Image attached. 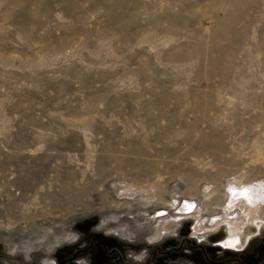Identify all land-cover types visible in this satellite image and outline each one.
Masks as SVG:
<instances>
[{"label":"rangeland","instance_id":"374dc122","mask_svg":"<svg viewBox=\"0 0 264 264\" xmlns=\"http://www.w3.org/2000/svg\"><path fill=\"white\" fill-rule=\"evenodd\" d=\"M258 226L264 0H0V264H264Z\"/></svg>","mask_w":264,"mask_h":264},{"label":"crops","instance_id":"0c3cea01","mask_svg":"<svg viewBox=\"0 0 264 264\" xmlns=\"http://www.w3.org/2000/svg\"><path fill=\"white\" fill-rule=\"evenodd\" d=\"M260 230H261V227L258 226L257 229H256V233H253V235H252L253 237H251V236L247 237V239L245 241L246 242L245 243L246 246H248L249 243H250V241L253 240V241H255V245H256V243H258L257 245H258L259 249H261L260 246L264 248V235H261ZM235 235L236 234H234L232 232L230 237L231 238L233 237L232 239L234 240V239H236ZM237 237H238V234H237ZM43 264H48V263L47 262H44Z\"/></svg>","mask_w":264,"mask_h":264},{"label":"flooded vegetation","instance_id":"af4514ba","mask_svg":"<svg viewBox=\"0 0 264 264\" xmlns=\"http://www.w3.org/2000/svg\"><path fill=\"white\" fill-rule=\"evenodd\" d=\"M184 204H186V203H184ZM183 204V208L184 207H186L187 205H184ZM183 212H185V213H183V214H187V210H183ZM240 236V235H239ZM213 238H217L216 240H214V241H216V242H219V241H221V240H223L224 238H225V236H223V234H218V235H216V237H213ZM233 238V237H232ZM232 238H230V240L232 239ZM237 239H238V237H236ZM242 246V244L240 243L239 244V247L236 249V247L234 246V247H231L230 249H235V250H238V249H240V247ZM229 247V246H228ZM82 264H87V263H85V262H82Z\"/></svg>","mask_w":264,"mask_h":264},{"label":"bare ground","instance_id":"6f19581e","mask_svg":"<svg viewBox=\"0 0 264 264\" xmlns=\"http://www.w3.org/2000/svg\"><path fill=\"white\" fill-rule=\"evenodd\" d=\"M184 203H186V204H184ZM183 204L184 205H187L186 207H184L183 208V205H182V207H181V209H180V211L179 212H181V213H185V212H183V210L185 211V210H187V214L188 213H190L191 211H192V209L194 208V204L193 203H190V202H188V201H185ZM213 237H216V235H214ZM217 239V238H216ZM215 238H213V240H216Z\"/></svg>","mask_w":264,"mask_h":264},{"label":"snow or ice","instance_id":"6c2138e0","mask_svg":"<svg viewBox=\"0 0 264 264\" xmlns=\"http://www.w3.org/2000/svg\"><path fill=\"white\" fill-rule=\"evenodd\" d=\"M241 195L244 196L245 198H247V196H248V190L247 189L241 190Z\"/></svg>","mask_w":264,"mask_h":264},{"label":"built area","instance_id":"2783aa9c","mask_svg":"<svg viewBox=\"0 0 264 264\" xmlns=\"http://www.w3.org/2000/svg\"><path fill=\"white\" fill-rule=\"evenodd\" d=\"M80 264H82V262H79Z\"/></svg>","mask_w":264,"mask_h":264}]
</instances>
